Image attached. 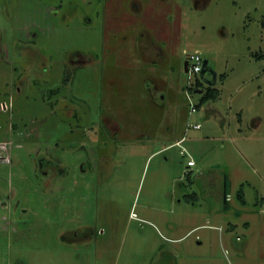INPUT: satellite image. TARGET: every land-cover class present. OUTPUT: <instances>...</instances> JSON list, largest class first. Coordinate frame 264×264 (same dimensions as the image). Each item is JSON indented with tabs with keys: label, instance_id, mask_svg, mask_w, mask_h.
Returning <instances> with one entry per match:
<instances>
[{
	"label": "rangeland",
	"instance_id": "obj_1",
	"mask_svg": "<svg viewBox=\"0 0 264 264\" xmlns=\"http://www.w3.org/2000/svg\"><path fill=\"white\" fill-rule=\"evenodd\" d=\"M0 264H264V0H0Z\"/></svg>",
	"mask_w": 264,
	"mask_h": 264
},
{
	"label": "built area",
	"instance_id": "obj_2",
	"mask_svg": "<svg viewBox=\"0 0 264 264\" xmlns=\"http://www.w3.org/2000/svg\"><path fill=\"white\" fill-rule=\"evenodd\" d=\"M191 61L193 63H190ZM187 63H188V71L187 72L198 73L202 69L201 57L198 54H191L188 57ZM195 110H196L195 106L191 105V111H195ZM193 127L194 128H199V125L198 124H194ZM194 164H195L194 161L191 160V159H189L187 161V166H192Z\"/></svg>",
	"mask_w": 264,
	"mask_h": 264
},
{
	"label": "trees",
	"instance_id": "obj_3",
	"mask_svg": "<svg viewBox=\"0 0 264 264\" xmlns=\"http://www.w3.org/2000/svg\"><path fill=\"white\" fill-rule=\"evenodd\" d=\"M206 68V65H205ZM219 95V91L216 88H209L206 90V92L203 94L201 101H206L209 99H215Z\"/></svg>",
	"mask_w": 264,
	"mask_h": 264
},
{
	"label": "water",
	"instance_id": "obj_4",
	"mask_svg": "<svg viewBox=\"0 0 264 264\" xmlns=\"http://www.w3.org/2000/svg\"><path fill=\"white\" fill-rule=\"evenodd\" d=\"M207 64V60H204V62H203V65H202V69H201V73H203L204 71H205V65ZM185 71H188V69H187V61H185ZM194 92H201V89H195V91Z\"/></svg>",
	"mask_w": 264,
	"mask_h": 264
},
{
	"label": "flooded vegetation",
	"instance_id": "obj_5",
	"mask_svg": "<svg viewBox=\"0 0 264 264\" xmlns=\"http://www.w3.org/2000/svg\"><path fill=\"white\" fill-rule=\"evenodd\" d=\"M187 69H188V63H187Z\"/></svg>",
	"mask_w": 264,
	"mask_h": 264
}]
</instances>
